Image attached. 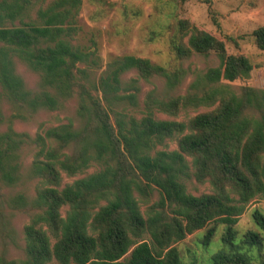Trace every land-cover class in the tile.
<instances>
[{
	"label": "trees",
	"instance_id": "1",
	"mask_svg": "<svg viewBox=\"0 0 264 264\" xmlns=\"http://www.w3.org/2000/svg\"><path fill=\"white\" fill-rule=\"evenodd\" d=\"M44 2L0 0V235L12 230L14 212L28 213L24 257L0 253V264H182L176 243L205 228L206 246L216 224L224 231L211 264H264V213L252 212L257 231L238 237L234 228L264 198V89L253 87L247 56L177 20V58L217 63L174 94L182 70L146 57L114 56L97 73L102 59L73 43L81 0ZM252 36L264 51V23ZM18 64L37 76L34 86ZM155 78L163 88L140 99L141 81ZM69 99L76 116L66 123L33 135L14 128ZM188 108L204 110L177 119ZM62 174L81 176L63 183ZM191 177L211 191H186Z\"/></svg>",
	"mask_w": 264,
	"mask_h": 264
},
{
	"label": "rangeland",
	"instance_id": "2",
	"mask_svg": "<svg viewBox=\"0 0 264 264\" xmlns=\"http://www.w3.org/2000/svg\"><path fill=\"white\" fill-rule=\"evenodd\" d=\"M179 19H187L198 28L224 40L227 51L245 54L253 66L249 72L253 87L264 89V51L256 47L252 36V31L264 23V0H81L77 15L79 29L73 43L94 50L102 59V67L97 73L104 69L103 64L107 60L123 54L146 57L168 69L182 70L184 76L174 91V94H182L196 75L207 65L216 64L217 59L213 55L204 58L195 54L189 58H177L171 47V39L176 34V22ZM17 70L28 86H34L37 79L34 73L22 64L17 65ZM154 85L162 89L163 80L155 78L152 83L141 81L140 99ZM232 86L238 90L236 84ZM203 110L188 108L180 112L177 119H186ZM75 111L76 103L69 99L59 109L37 112L29 122L16 121L14 128L33 135L41 128L56 126L66 123L68 118H75ZM156 117L172 118L161 113H157ZM175 147V142H168L169 149ZM94 169L89 168L87 173ZM62 175L63 183L81 176ZM183 182L186 191L194 195L211 191L208 182L197 183L192 177ZM157 198L158 192L155 190L150 202ZM255 209L264 213V198L251 201L239 216L234 227L238 237L248 230H258L251 216ZM10 220L13 231L9 230L7 237L0 235V253L7 259H22L24 241L21 228L28 220V213L16 211ZM215 227V233L206 246L200 243L205 228L186 235L176 243L182 264H211V256L222 246L221 236L224 231L223 224H216ZM249 253L254 256L257 254L255 249Z\"/></svg>",
	"mask_w": 264,
	"mask_h": 264
}]
</instances>
